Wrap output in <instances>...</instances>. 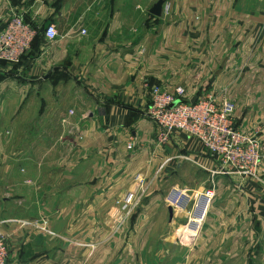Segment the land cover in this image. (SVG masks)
<instances>
[{
  "label": "crops",
  "instance_id": "obj_1",
  "mask_svg": "<svg viewBox=\"0 0 264 264\" xmlns=\"http://www.w3.org/2000/svg\"><path fill=\"white\" fill-rule=\"evenodd\" d=\"M157 1L0 0V30L17 14L37 33L53 24L59 35L47 42L41 33L18 67L0 66V75L14 73L0 83L10 88L3 100L11 125L23 118L24 127L32 126L26 155L44 146L40 156H25L24 178L30 191L71 196L72 206L82 198L85 206H106L129 191L138 172L148 177L161 160L188 161L209 173L229 200L218 202L194 252L180 248L171 255L174 264H264V198L255 205L264 184L213 175L215 162L184 135L173 137L165 155L145 116L154 86H182L186 102L213 93L218 104L232 100L235 125L264 143V0H163L161 16L149 19ZM54 82L58 101L71 89L67 107L46 101L43 92ZM24 97H35L39 107L22 113ZM49 129L57 133L51 146L42 139ZM53 143L67 148L66 158L50 160ZM260 168L262 179L264 163ZM236 186L246 189L248 206L238 204ZM159 200L154 193L150 206ZM8 224L0 223V232L9 234Z\"/></svg>",
  "mask_w": 264,
  "mask_h": 264
},
{
  "label": "rangeland",
  "instance_id": "obj_2",
  "mask_svg": "<svg viewBox=\"0 0 264 264\" xmlns=\"http://www.w3.org/2000/svg\"><path fill=\"white\" fill-rule=\"evenodd\" d=\"M148 18L153 19L154 17L148 15ZM2 80L0 78V83L9 79L6 77ZM6 87L2 88L0 84V109L6 110L0 111V223L4 221L9 223V227L5 228L7 233H10L1 232L6 239L8 264H174L175 261L171 255L180 248L187 252L193 251L198 239L193 244H186L179 240L181 228L187 223L188 217L187 214L175 212L176 210L168 205L170 189L172 187L183 189L193 200L198 193L213 190L214 195L208 206L203 225L208 218L216 217L218 202L229 200L227 192L222 194V189L219 190V183H216V180L213 181L209 173L182 160L173 161V163L161 160L148 177H144L142 171L138 172L129 187L128 192H133L135 196L129 205L124 204V195L115 196L111 200L112 204L106 206H85L83 198L81 206H72L71 196L63 197L55 193L42 194L40 192L44 190L41 189L30 191L32 186L28 179L24 178L26 157L40 156L44 146L42 150L39 146L31 155H26L30 151V146L25 136L30 133L32 126L24 127L19 111L16 115L22 120L16 125H11L10 111L6 107L8 100H3L10 89ZM54 91L55 82L52 88L49 87L46 92H43L48 98L46 101L53 105L58 104L59 109L71 103V89H64V94L61 93L64 97L59 101ZM39 103L40 101L35 97L32 99L24 97L18 108L22 109L23 113L28 105L37 108ZM223 104L231 107L229 119L233 126L240 130L233 119V101H221L218 105ZM44 137L51 146L57 133L49 129L42 136L45 140ZM54 143L52 148L49 147L50 160L66 158L68 152L62 149L67 148L55 146ZM260 144L261 165H263L264 143ZM160 147L167 155L165 148L170 147L169 144L160 145ZM169 156L171 155L167 157ZM20 158L21 161L19 160L18 163ZM176 162L180 163L179 170H175L178 164ZM169 166L171 171H169ZM67 167L64 169L67 170ZM250 179L264 184V178ZM236 191L239 194L236 198L238 204L248 206L247 197L244 194L246 189L238 190L237 188ZM258 192L260 195L255 197L256 206L261 205L259 198L263 200L264 188H259ZM154 193L160 195V200L157 205L150 206ZM186 201L187 198H181L179 203L184 204ZM194 203L195 200L189 204V209L193 208ZM204 204L202 201L199 202L196 211L197 219H199L198 214ZM169 208L172 209L171 214L168 211ZM197 219L190 225V230L199 234L201 221ZM171 223L175 224L171 225ZM178 230L179 235L174 242V236ZM170 238H173L172 242Z\"/></svg>",
  "mask_w": 264,
  "mask_h": 264
},
{
  "label": "built area",
  "instance_id": "obj_3",
  "mask_svg": "<svg viewBox=\"0 0 264 264\" xmlns=\"http://www.w3.org/2000/svg\"><path fill=\"white\" fill-rule=\"evenodd\" d=\"M84 35L85 31L81 30ZM37 35L36 28L27 24L22 16L13 15L0 30V63L9 66L20 64L30 51ZM44 36L47 42H55L59 35L56 27L49 24L45 28ZM186 89L182 86L173 91H167L154 86L149 92V106L145 116L155 124V140L158 146L168 144L174 136L184 135L215 162L216 170L213 175L239 178H257L261 176V144L251 134L236 129L229 119L231 107L228 104L219 106L213 93L203 94L194 101H185ZM70 114H73L70 111ZM263 182V181H262ZM213 190H205L195 196L194 201L187 191L172 187L168 194V205L177 213L187 214V223L181 229L180 241L193 244L201 232L202 225L213 198ZM133 192H127L123 197L125 205L132 203ZM187 201L179 203V200ZM203 205L197 219L196 211L199 202ZM201 221L200 232L196 234L190 230L195 220ZM0 264H8V250L6 239L0 232Z\"/></svg>",
  "mask_w": 264,
  "mask_h": 264
},
{
  "label": "trees",
  "instance_id": "obj_4",
  "mask_svg": "<svg viewBox=\"0 0 264 264\" xmlns=\"http://www.w3.org/2000/svg\"><path fill=\"white\" fill-rule=\"evenodd\" d=\"M44 32H45V29H44V31H42V32H41V30L39 29V30H38V33H37V35H36V37H35V39H34V41H33V43H34L37 39L41 38V37H42V34H41V33H44ZM38 37H39V38H38ZM33 43H32V44H33ZM24 57H25V56H24ZM23 59H24V58H23ZM22 61H23V60H22ZM1 65H2L3 67H5V68H7V66H9L8 64H6V63H4V62H1V63H0V66H1ZM18 65H19V64L11 66V67H12V70H13L14 68L18 67ZM12 70H10V71H9L8 73H6V74L3 73L2 75H0L1 80H2V78H6V77L9 78L10 76L13 77V76H14V75H13L14 73H13Z\"/></svg>",
  "mask_w": 264,
  "mask_h": 264
},
{
  "label": "water",
  "instance_id": "obj_5",
  "mask_svg": "<svg viewBox=\"0 0 264 264\" xmlns=\"http://www.w3.org/2000/svg\"><path fill=\"white\" fill-rule=\"evenodd\" d=\"M163 0H158L157 3L151 8L150 14L154 17H160L162 12ZM169 213H172V209H168ZM19 264V263H18Z\"/></svg>",
  "mask_w": 264,
  "mask_h": 264
}]
</instances>
